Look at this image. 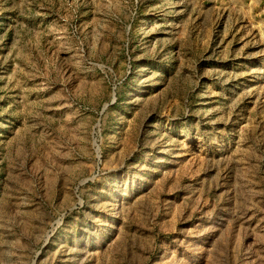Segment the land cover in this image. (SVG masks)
<instances>
[{
    "label": "rangeland",
    "instance_id": "1",
    "mask_svg": "<svg viewBox=\"0 0 264 264\" xmlns=\"http://www.w3.org/2000/svg\"><path fill=\"white\" fill-rule=\"evenodd\" d=\"M0 264H264V0H0Z\"/></svg>",
    "mask_w": 264,
    "mask_h": 264
}]
</instances>
